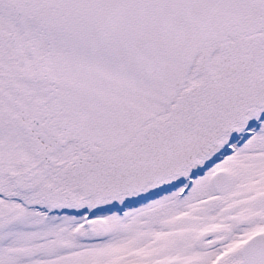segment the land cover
<instances>
[{"label":"snow or ice","instance_id":"1","mask_svg":"<svg viewBox=\"0 0 264 264\" xmlns=\"http://www.w3.org/2000/svg\"><path fill=\"white\" fill-rule=\"evenodd\" d=\"M0 264H264V0H0Z\"/></svg>","mask_w":264,"mask_h":264}]
</instances>
